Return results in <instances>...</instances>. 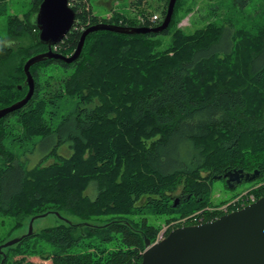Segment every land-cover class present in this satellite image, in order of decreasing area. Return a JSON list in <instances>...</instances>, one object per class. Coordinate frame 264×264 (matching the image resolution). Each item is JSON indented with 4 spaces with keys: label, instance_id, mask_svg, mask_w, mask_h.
<instances>
[{
    "label": "trees",
    "instance_id": "trees-1",
    "mask_svg": "<svg viewBox=\"0 0 264 264\" xmlns=\"http://www.w3.org/2000/svg\"><path fill=\"white\" fill-rule=\"evenodd\" d=\"M40 1L30 0L25 23L9 18L7 33L15 39H0L1 65L19 48L23 30L35 38L16 72L10 73L13 82L0 77V108L25 95L26 86L17 88L25 79L23 62L46 50L31 23ZM137 1L134 11L145 17L143 21L123 15L100 18L91 12L88 0L76 2L71 6L72 28L54 50L71 54L82 31L98 22L156 26L162 21L164 11L151 25L148 17L159 7L148 12L149 3ZM4 2L0 0V9ZM210 25L193 35L175 31L176 57L157 58L152 51L151 36L167 29L135 34L97 30L86 36L76 60L46 58L30 67L35 83L31 98L0 118V212H22L31 218L56 211L64 218L59 225L33 230L7 246L9 250L24 258L50 259L51 264H139L145 239L152 241L159 229L153 219L175 220L202 210L204 221L212 220L221 214L205 208L211 180L227 169H257L258 177L264 176V35L258 48L248 52L246 79L228 80L230 74L241 77L237 68H218L227 75L221 82L216 68L207 63L216 62L211 51L224 28ZM258 58L262 65L253 70L251 64ZM52 63L63 75L54 83L46 80L48 91L41 94L37 69ZM192 71L204 76L192 78ZM9 116L22 127L21 135L11 141L21 146L55 133L68 142V156L57 154L56 162H40L25 171L16 152L4 144L8 134L2 120ZM203 170L209 174L202 176ZM181 180L185 185L174 196ZM91 182L97 189L93 197L84 193ZM263 189H254L257 199ZM176 197L180 200L174 206ZM64 210L79 221L66 217Z\"/></svg>",
    "mask_w": 264,
    "mask_h": 264
},
{
    "label": "rangeland",
    "instance_id": "rangeland-1",
    "mask_svg": "<svg viewBox=\"0 0 264 264\" xmlns=\"http://www.w3.org/2000/svg\"><path fill=\"white\" fill-rule=\"evenodd\" d=\"M143 2L149 3V7L147 9L148 12H152L155 7H159L160 10L156 13L162 15L164 11L165 15L168 0H143L140 3ZM87 4L90 7L91 12L100 18H110L113 15L136 17L141 21H143L141 18H145L143 15H140V13L134 11L136 10L135 8L138 4L137 0H88ZM143 5L146 8L147 5ZM175 7L176 11L174 12L173 20L166 28L167 30L165 29V32L161 31L162 33L151 36L150 38L152 51L155 56L157 58L163 55H167L169 57L178 56V50L173 49L174 34L177 30L186 35H193L196 31L207 27L210 23V26L217 28L218 30L221 27L228 25L233 30L231 52L227 55H214L212 60L215 59L216 62L212 65H209L208 62L207 66H211L213 69L216 68L215 71L221 82L223 81V77L227 75L223 74V72H220L219 74L217 72L218 68H220L221 71H228L237 68L236 71H238L241 77H238L236 73L235 76L230 74V78L228 80H231L232 77L238 78V80L246 79V74L249 70V63L247 61V58L249 57L248 52H250L253 48H258L260 44V36L264 35V0H177ZM30 9H32L30 0H5L4 7L0 9L1 40L9 41L11 39H15L7 33V24L12 25L9 18L12 20L18 19L20 21H24L25 23L26 15H28ZM17 40L19 48L15 47V53L12 54L13 56L6 63H2L0 65V77L3 81L7 80L13 82L11 74L16 72L18 65L24 59H22L24 50L27 51L35 44L34 35L27 30H23V33L18 36ZM185 53L186 51L183 55ZM152 67L155 66L152 65ZM37 70L40 72L39 81L41 82V94L48 91L45 88V85H47L46 80L54 83V81L63 75V70L59 69V67L54 63L42 65L38 67ZM71 70L72 69H70V71ZM200 72L202 71H192V78H195L196 76L201 78L204 76V73L202 74ZM262 84H264V81ZM202 85L207 86L209 85V82H202ZM2 125L4 126V133L8 134V136L4 139V144L8 149L16 152L17 161L24 162L26 166L35 164L30 168L32 169L40 162H42V164H44L43 166H45L58 160L56 158V153L43 157L42 153L46 150V143L40 146L36 153L33 154L37 143L36 141L39 136L34 137L31 141H28L21 146L18 142L14 140L11 141L12 138L17 139V137L22 133V127L19 122H17V118L15 116H9L3 119ZM63 154H66V152H63ZM28 157L29 159L31 158V161H28ZM207 174H209L207 171H201L202 176H206ZM258 176L252 180H244L241 183L236 184L234 187L226 185L222 179L214 178L210 181L211 191L205 208L207 211L224 214L242 208L243 206L251 203L249 202L251 199H254L255 201L257 199V194L254 189L258 190L259 188L264 187V176ZM184 183V180L180 181L178 188L173 192L174 196L181 193L183 189L182 187L185 185ZM90 184H94V186H88L87 190L84 192L85 195H92L95 191L97 193L96 184L94 182H91ZM263 190H259V193ZM63 214L72 221H79V218L76 217V215H73L66 210L63 211ZM62 218L64 217L56 215L53 212H49L46 215H41L35 218L32 229L34 231H40L46 227L59 225L63 222ZM166 218L167 216H162L156 218L155 220L151 219V222H154L159 226L155 238L151 242L156 241L157 235L160 232H163L166 236L167 233L175 227L182 226L184 224H196L195 222H198L199 220L204 221L202 210L187 217L175 220L171 219L166 221ZM168 218H171V216ZM29 220L30 215H25L22 212L19 214L6 213L4 211L0 212V243L12 238H17L27 232ZM188 220L191 222L186 223ZM79 232H81L80 229L76 233ZM3 250L12 257L22 256V254H14L7 247H4ZM26 259L33 264H51L50 259H40L37 256L28 257Z\"/></svg>",
    "mask_w": 264,
    "mask_h": 264
},
{
    "label": "water",
    "instance_id": "water-1",
    "mask_svg": "<svg viewBox=\"0 0 264 264\" xmlns=\"http://www.w3.org/2000/svg\"><path fill=\"white\" fill-rule=\"evenodd\" d=\"M176 0H168L162 21L156 26H126L107 22H98L85 28L73 52L65 55L55 51L53 46L63 40L72 28L75 11L68 0H41L37 10L31 15V23L37 29V39L46 45V50L28 57L23 64L25 79L17 88L27 87L25 95L0 108V118L23 107L34 92V78L30 67L46 58L61 59L66 63L76 60L83 48L86 36L97 30L118 33H159L165 30L172 19ZM226 185L234 182L252 180L259 170L244 171L227 169L223 172ZM217 176V178H219ZM189 197V196H188ZM175 198L173 205L178 203ZM46 213L32 216L27 232L0 244L1 248L15 244L24 236L32 233L35 218ZM56 215L58 212L54 211ZM2 252V251H1ZM4 256V252H2ZM139 264H264V194L255 201L219 217L196 224L182 225L171 229L159 241L145 239V248Z\"/></svg>",
    "mask_w": 264,
    "mask_h": 264
},
{
    "label": "crops",
    "instance_id": "crops-1",
    "mask_svg": "<svg viewBox=\"0 0 264 264\" xmlns=\"http://www.w3.org/2000/svg\"><path fill=\"white\" fill-rule=\"evenodd\" d=\"M223 28H224V30L222 31L219 39L216 41V43L213 46L214 51H211V53H215V55H220V54L227 55L228 50L230 53L231 48H232L233 30L228 25L223 26ZM261 61L262 60L259 58L256 59V63L251 64L252 69L257 70L262 65V64H260ZM36 142L37 143L35 145V149L33 151V154L36 153V151L39 149L40 146H42L43 144L46 143L47 147H46L45 152L42 153L43 157L46 155H51L53 153H56V156H57V154L68 156L69 152L66 151L68 142H64V143H66V144H64L62 142V138L58 134L52 133V134L47 135V136L38 137ZM63 152H66V154H63ZM28 161H31V158L29 159V157H28ZM21 164H23L25 171L29 170L32 166L35 165L34 164V165L26 166L24 164V162H21ZM90 186L93 187L94 184H90L89 187ZM95 194H96V191L92 195L89 194V196L93 197Z\"/></svg>",
    "mask_w": 264,
    "mask_h": 264
},
{
    "label": "flooded vegetation",
    "instance_id": "flooded-vegetation-1",
    "mask_svg": "<svg viewBox=\"0 0 264 264\" xmlns=\"http://www.w3.org/2000/svg\"><path fill=\"white\" fill-rule=\"evenodd\" d=\"M223 174V172H222ZM220 175L219 179L224 180L225 182V177H223V175ZM242 181H244L243 179H241L240 182H234V186L238 183H241ZM233 186V187H234ZM179 199V197H176ZM180 200V199H179ZM179 202V201H178ZM184 225H189V224H184ZM1 251L4 252L1 248ZM0 251V264H33L32 262L28 261L26 258L28 257H21V256H15V257H7L6 254L3 256L2 252ZM5 253V252H4ZM41 259V258H40Z\"/></svg>",
    "mask_w": 264,
    "mask_h": 264
},
{
    "label": "built area",
    "instance_id": "built-area-1",
    "mask_svg": "<svg viewBox=\"0 0 264 264\" xmlns=\"http://www.w3.org/2000/svg\"><path fill=\"white\" fill-rule=\"evenodd\" d=\"M80 0H70L69 2H68V4H69V6H73L76 2H79ZM83 1H85V0H83ZM142 20H144V18H141ZM158 19H159V14L158 13H154V14H152V15H150L149 17H148V20H149V23L151 24V25H153V24H155L157 21H158ZM55 49V48H54ZM252 201H254V199H251L249 202H252ZM248 202V203H249ZM198 222H202V220H199ZM165 237V235L163 234V232H160L158 235H157V238H156V241H159V240H161L162 238H164Z\"/></svg>",
    "mask_w": 264,
    "mask_h": 264
},
{
    "label": "bare ground",
    "instance_id": "bare-ground-1",
    "mask_svg": "<svg viewBox=\"0 0 264 264\" xmlns=\"http://www.w3.org/2000/svg\"><path fill=\"white\" fill-rule=\"evenodd\" d=\"M73 8V7H72Z\"/></svg>",
    "mask_w": 264,
    "mask_h": 264
}]
</instances>
